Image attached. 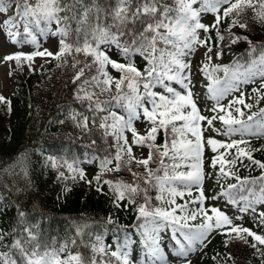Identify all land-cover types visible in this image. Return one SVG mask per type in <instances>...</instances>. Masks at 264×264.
Listing matches in <instances>:
<instances>
[{
	"label": "snow or ice",
	"instance_id": "6c2138e0",
	"mask_svg": "<svg viewBox=\"0 0 264 264\" xmlns=\"http://www.w3.org/2000/svg\"><path fill=\"white\" fill-rule=\"evenodd\" d=\"M257 25L264 29V0H0V46L16 49L0 63L35 72L40 58L71 71L62 118L50 123L91 137L89 163L98 171L89 179L75 154L48 155L46 166L58 181H83L117 211L134 213L131 224L81 214L53 226L35 205L17 203L15 224L0 227V264H193L215 235L226 249L243 242L264 264V161L254 155L264 144H252L264 139V40L247 34ZM241 43L247 47L231 63L219 62ZM201 49L204 96L192 71ZM0 104L11 111L3 95ZM28 164L25 152L0 172L30 184ZM241 168L260 175L241 176ZM213 178L219 192L209 196L205 181Z\"/></svg>",
	"mask_w": 264,
	"mask_h": 264
},
{
	"label": "trees",
	"instance_id": "16d2710c",
	"mask_svg": "<svg viewBox=\"0 0 264 264\" xmlns=\"http://www.w3.org/2000/svg\"><path fill=\"white\" fill-rule=\"evenodd\" d=\"M247 34L254 41L264 40V29L259 25ZM246 47L244 43L234 45L230 50H226L225 56L219 62L231 63ZM70 75V70L56 68L53 61L43 70L20 77L19 85L10 94L3 95L11 100V111H8L7 105L0 104V169L10 168L21 154L27 152L31 183L0 172V180L10 189L0 192V227L10 229L15 224L17 203L25 204L30 209L35 205L36 214L43 212L55 218L53 226L65 217H77L81 214L102 219L111 215L115 207L108 195L98 193L94 187L83 181H58L57 173L45 164L48 155L59 157L75 154L80 157V167L90 171V174H87L89 179L98 171L97 162L89 163L91 150L86 145L91 137L77 139L78 131L69 125L50 123L62 118L60 106L66 102L65 98L69 94L64 85ZM260 107H264V101H261ZM253 111H256V108H253ZM252 144L259 147L264 143L253 139ZM254 155L256 159L264 161V152ZM245 163L248 162L245 160ZM16 171H19V168ZM120 175L130 179L126 173ZM240 175L258 176L260 170L248 171L241 168ZM65 184L71 191L64 190ZM17 188L23 189V192L18 194ZM218 192L219 188L216 193ZM116 216L121 224H131L134 219V213L124 209L119 210ZM223 241L224 237L217 235L216 244L208 245L204 249V264H216L212 257L218 252H231L236 258L234 262L228 261L227 264H249V261L251 264H259L252 255L253 249L243 242L233 241L226 249ZM217 260H220V264H225L220 257H217Z\"/></svg>",
	"mask_w": 264,
	"mask_h": 264
},
{
	"label": "rangeland",
	"instance_id": "374dc122",
	"mask_svg": "<svg viewBox=\"0 0 264 264\" xmlns=\"http://www.w3.org/2000/svg\"><path fill=\"white\" fill-rule=\"evenodd\" d=\"M46 47L49 46V45H45ZM15 46H11V45H6V46H0V58L3 57V55L9 53V52H12V51H15ZM31 49L30 48H26L25 51H30ZM202 49L200 52H198L194 57H192V63H193V68H192V71H193V83L195 84V89L194 91L200 95V96H204L205 93H206V88L204 87V85L207 83V81L204 79V77L199 73L198 69L201 65V62L203 60V57L201 55L202 53ZM43 64V68L47 65V64H44L43 60L40 59V58H37L36 61H35V65L34 67L37 69V70H40V65ZM0 94H8L11 90H13V88L17 85V79L16 77L18 75H22V74H26L28 73V69L25 67L23 70H15L13 71V69H15V64L14 63H0ZM12 72L11 75H9V72ZM2 72L5 73V75L7 76L6 79H3L2 80ZM259 85L256 84V85H248L246 87V94L248 92H250L251 88L252 87H258ZM238 95V93H237ZM227 101H225L226 103ZM249 103H251L252 101H248ZM209 103H212L211 101H209ZM201 107L203 108L204 105L201 104ZM205 114H208L207 112H205ZM217 127H220V124L217 122L216 124ZM140 131L143 132L145 129L143 127V125H140ZM206 135H212V136H216V133L215 132H210V133H206ZM217 139H224V137H219L217 136L216 137ZM234 138H238V137H234ZM260 141L262 143H264V139H260ZM139 154V152L137 153ZM214 155L213 153H211V151H207L206 154H205V168H206V171H211L210 169H208L207 165L209 163V158ZM87 174H90V171H86ZM219 188V185L216 184L215 182V179H208L205 181V190H206V193L211 196V195H215L216 194V190ZM221 204H223V201H221ZM225 211H228L229 214L231 215L233 212H234V209H231L230 207L229 208H225L224 209ZM117 210L113 209L112 211V215L113 214H117ZM245 226L249 227V228H253V222L248 218V217H245ZM253 230L257 231L258 229L257 228H253ZM215 240H216V235L214 236V238L212 239V242L210 244H215ZM193 264H202V257H201V254L198 253L196 255L193 256Z\"/></svg>",
	"mask_w": 264,
	"mask_h": 264
},
{
	"label": "bare ground",
	"instance_id": "6f19581e",
	"mask_svg": "<svg viewBox=\"0 0 264 264\" xmlns=\"http://www.w3.org/2000/svg\"><path fill=\"white\" fill-rule=\"evenodd\" d=\"M1 70V69H0ZM1 74V73H0ZM7 78V76L5 75V73L4 72H2V80L3 79H6Z\"/></svg>",
	"mask_w": 264,
	"mask_h": 264
}]
</instances>
